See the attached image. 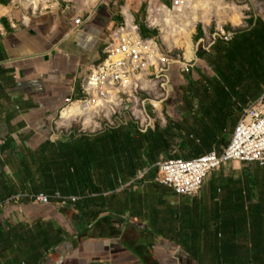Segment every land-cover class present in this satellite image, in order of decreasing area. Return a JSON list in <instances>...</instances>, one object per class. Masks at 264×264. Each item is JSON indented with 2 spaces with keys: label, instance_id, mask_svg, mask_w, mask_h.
<instances>
[{
  "label": "crops",
  "instance_id": "obj_1",
  "mask_svg": "<svg viewBox=\"0 0 264 264\" xmlns=\"http://www.w3.org/2000/svg\"><path fill=\"white\" fill-rule=\"evenodd\" d=\"M31 1L0 0V264H264V166L231 163L195 197L155 181L159 161L191 160L180 150L183 138L223 153L263 93L237 101L197 75L171 99L166 94L160 114L151 104L139 122L66 135L72 118L62 113L80 105L113 38L156 41L163 37L156 11L178 7L175 0ZM246 1L258 12L246 33L264 31V0ZM186 55L194 57L187 47ZM196 59L214 62L205 53ZM177 70L186 74L174 66L171 80ZM170 122L197 133L175 131L170 151L151 162L138 133L163 134ZM38 195L50 204H36Z\"/></svg>",
  "mask_w": 264,
  "mask_h": 264
},
{
  "label": "rangeland",
  "instance_id": "obj_2",
  "mask_svg": "<svg viewBox=\"0 0 264 264\" xmlns=\"http://www.w3.org/2000/svg\"><path fill=\"white\" fill-rule=\"evenodd\" d=\"M182 12H171L166 8L157 10L163 37L156 40L165 52L185 58L191 63L189 75L177 72L169 87L170 99L175 91L193 83L194 76L199 75L208 81L206 88L225 90L237 101L246 98L256 99L264 93V31L260 25L252 34L246 33L253 26V17L258 14L256 7L246 0H179ZM36 7L37 0L31 1ZM156 18H158L156 16ZM236 34L235 42H220L215 49H210L213 34L219 29ZM203 33V42H195L196 34ZM191 38L194 46V57L186 55V42ZM196 52L205 53L214 62L211 64L198 61ZM179 72V73H178ZM213 77V78H212ZM173 91V92H172ZM166 97L161 85L155 81L143 86L138 91L136 100L124 104L115 112L96 111L83 117L72 118L65 122L64 134L71 132L97 135L109 128H115L127 122H139L140 111L151 104L161 112L160 102ZM175 99V97H174Z\"/></svg>",
  "mask_w": 264,
  "mask_h": 264
},
{
  "label": "built area",
  "instance_id": "obj_3",
  "mask_svg": "<svg viewBox=\"0 0 264 264\" xmlns=\"http://www.w3.org/2000/svg\"><path fill=\"white\" fill-rule=\"evenodd\" d=\"M174 5L179 7L180 1L175 0ZM76 25H80V19L76 20ZM235 37L236 34L222 28L213 34L211 44L219 41L231 43ZM191 63L165 52L154 40H143L129 33L119 34L107 46L103 62L90 72L79 104L85 114L115 112L136 100L138 91L151 81L160 84L167 94L172 68L179 65L184 73L189 74ZM72 104L71 100L67 102L68 106ZM141 112L144 116L145 111ZM149 127L148 123L146 129ZM231 163L264 166V93L245 111L230 146L223 153L213 151L189 161L161 160L155 165V181L172 188L177 195L195 197L201 193L211 173ZM147 174L143 171L137 177L142 180ZM32 200L46 206L51 202V198L44 195Z\"/></svg>",
  "mask_w": 264,
  "mask_h": 264
},
{
  "label": "trees",
  "instance_id": "obj_4",
  "mask_svg": "<svg viewBox=\"0 0 264 264\" xmlns=\"http://www.w3.org/2000/svg\"><path fill=\"white\" fill-rule=\"evenodd\" d=\"M142 33L145 37L148 35L145 33L144 28H142ZM175 131L178 132H186L187 135H193L196 134V130H183L182 128L177 126L176 124L169 123L168 127L163 131V134L159 132L152 133L148 132L147 134H139V136L142 138V142L146 143L148 145V157L151 162H155L159 155L166 153L170 151L171 146L169 144L170 141H172V135ZM208 135H215L217 132L215 130H207L205 132ZM227 130H221V146L227 147L229 145V137L226 136ZM202 143V142H201ZM213 148V145L211 143H202V144H196L194 141L190 140L189 137L183 138L182 144H180V150L182 152V155L185 159H196L201 156L206 155L209 153Z\"/></svg>",
  "mask_w": 264,
  "mask_h": 264
},
{
  "label": "bare ground",
  "instance_id": "obj_5",
  "mask_svg": "<svg viewBox=\"0 0 264 264\" xmlns=\"http://www.w3.org/2000/svg\"><path fill=\"white\" fill-rule=\"evenodd\" d=\"M35 5H37V3H35ZM177 9H178V12H182V10L180 8H177ZM187 52H188L189 56L192 58L193 54H194V47H193L191 38L187 39ZM86 114L83 112L81 105H79V106L74 105V106H71V107L67 108L66 110H64V112L62 113V119L63 120H69L71 118L86 116Z\"/></svg>",
  "mask_w": 264,
  "mask_h": 264
}]
</instances>
